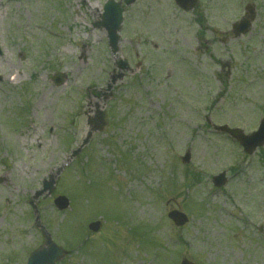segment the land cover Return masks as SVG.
I'll return each instance as SVG.
<instances>
[{
	"label": "rangeland",
	"instance_id": "374dc122",
	"mask_svg": "<svg viewBox=\"0 0 264 264\" xmlns=\"http://www.w3.org/2000/svg\"><path fill=\"white\" fill-rule=\"evenodd\" d=\"M105 1L0 0V264L42 242L29 201L69 251L59 264H264V146L243 154L206 126L250 132L264 116V0H135L116 55L91 25ZM248 3L252 28L234 38ZM97 109L106 125L82 145Z\"/></svg>",
	"mask_w": 264,
	"mask_h": 264
},
{
	"label": "water",
	"instance_id": "95a60500",
	"mask_svg": "<svg viewBox=\"0 0 264 264\" xmlns=\"http://www.w3.org/2000/svg\"><path fill=\"white\" fill-rule=\"evenodd\" d=\"M133 0H125L127 4L131 3ZM177 4L181 6L184 9H190L194 6L196 0H176ZM121 12L122 9L119 7L118 3H114L112 0L107 2L104 6V13L102 15L103 21L101 24L107 29L108 31V37L110 40V43L112 45L113 50L117 49V41H118V35L117 30L119 29L120 23H121ZM252 9L250 8L249 14L242 18L239 22H236L233 25L234 28V34L239 35L241 33L247 32L251 25V19H252ZM55 82L61 83L63 81V76L60 74L55 76ZM102 113L99 112V116L102 117ZM99 128L101 125L98 126ZM237 134L236 137L245 145V149L248 152H252V150L259 145H262L264 143V121L261 123L258 131L253 132L249 136H245L241 133V131L236 130ZM222 175L217 177V180L220 183H222ZM46 188V185L44 186V189ZM48 189H50L48 187ZM62 199V198H61ZM58 200H56L57 202ZM62 201V200H61ZM58 203H61L58 201ZM62 205V204H61ZM65 206V203L62 205ZM169 217L177 224L181 225L183 224L187 219L186 217L178 212H170ZM98 223L90 225L94 230L97 229ZM44 235V241L43 244L36 250H34L27 261V264H55V262L62 258L66 251L63 250L61 247L57 246L52 240L48 233H43ZM182 264H185L184 262Z\"/></svg>",
	"mask_w": 264,
	"mask_h": 264
}]
</instances>
